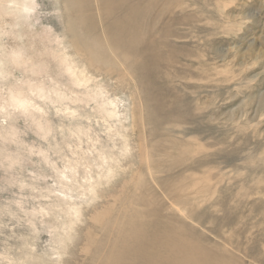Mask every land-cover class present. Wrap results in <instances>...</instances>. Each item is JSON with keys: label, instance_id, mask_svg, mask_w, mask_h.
I'll list each match as a JSON object with an SVG mask.
<instances>
[{"label": "rangeland", "instance_id": "374dc122", "mask_svg": "<svg viewBox=\"0 0 264 264\" xmlns=\"http://www.w3.org/2000/svg\"><path fill=\"white\" fill-rule=\"evenodd\" d=\"M178 1L156 76L94 71L72 55L91 77L83 85L65 69L63 0H29L26 11L0 0V264H109L126 210L168 205L208 209L203 235L217 243L209 225L227 216L244 263L262 264L249 255L264 257V0ZM175 141L188 154L164 158ZM199 158L202 169H189Z\"/></svg>", "mask_w": 264, "mask_h": 264}, {"label": "bare ground", "instance_id": "6f19581e", "mask_svg": "<svg viewBox=\"0 0 264 264\" xmlns=\"http://www.w3.org/2000/svg\"><path fill=\"white\" fill-rule=\"evenodd\" d=\"M28 1L15 0V4L20 11H26L31 7ZM175 1L179 2L178 0H63L65 9L69 10L64 22L68 36L66 42L69 44L73 51V54L67 53L66 51L64 52L65 58L63 59H65V69L67 68V70H69H66V72H71L72 76L76 79H79L81 84L88 85L91 77L87 76L89 75L87 68L83 64L77 66L72 60V55H77L87 62L88 68L91 67L94 69V71H99L100 67H107L110 65L121 67L122 65H127L129 66V68L131 67L134 72L139 73L140 75H142V71L144 70L150 76H156L155 74L159 72L158 67L160 63H166L167 61H170L168 59L170 57H164L161 52V45L162 43L166 42L165 39L167 31L169 30V21L171 20V22H174L173 20L176 21L180 17L182 18V12L179 13L178 11H176L177 13H175L174 10V13H172V11L169 9L172 8L170 4L174 3ZM178 4H181V0ZM178 4L174 5L179 6ZM175 30L176 29H174V31ZM168 38L170 39V37ZM173 46L176 47L175 44ZM166 53L167 52H165V54ZM162 75V77L165 78V73ZM167 75L168 74L166 73L165 79L168 81L169 79ZM153 78L152 80H154ZM79 81H77L78 84H80ZM162 81H159V87L162 86ZM165 84L167 83H164V85ZM153 85L154 83L152 84V86ZM156 86L157 85H155V87ZM154 97L158 100H161L163 98H161L160 95H155ZM159 109H155V111H159ZM171 125L172 126H169L170 129L171 127H173L175 130H177L176 128L180 127V125L178 124V126L176 127H174L176 124ZM170 129H168V131L172 132V130ZM179 130L183 131V129H178L177 131L179 132ZM169 139L172 140V138ZM167 147L169 148L163 149L162 156L164 158L174 159L176 152L180 153L181 156H184V153H186V155L188 154V146L184 143H181L180 141H175L174 143H172V146L169 145ZM251 156L248 155L247 157H244L246 161H250V159H252ZM101 157L103 159V156ZM242 159L244 158L241 157L240 160ZM206 160L205 158H199L197 159L195 166L191 165L192 167L188 168L191 170H198L200 168L202 169V165L206 163ZM156 162L155 164H157ZM228 165L229 163H227V166ZM159 170L158 168H156L155 172L157 173ZM262 173L263 172L261 171L260 175ZM180 180L182 182L181 178ZM181 182L177 183V189L179 190V193H177L178 198H187L188 193L185 192L186 190L188 191V186L182 184ZM202 186H199V188L201 187V190ZM203 188L205 190L206 186L204 185ZM93 189L94 187L91 188V190ZM206 191L207 190L203 192ZM204 194H201V196H204ZM131 200H136L143 207L147 205H145V202H143V198H139L135 194L134 199ZM185 200L186 199H184V202ZM186 202H193L192 205H195V201H189L187 199ZM217 203L218 201L215 199L209 204V207L212 208L216 206ZM204 205L205 203L200 206L203 207ZM168 206L169 207L165 208L168 209L165 210L168 211L167 214L156 209L148 211H146L142 207V209H138L137 206V209L130 208V213H128V210H126V213L130 216V219L127 218V220L123 223L125 224V227L122 226V228L126 229V232L119 235L118 233H115V235L117 234V236L115 238L113 237L114 240L111 242V249H109L110 255L112 254V252H114L115 256L113 254L114 260H110L109 264H245V260L243 259L244 257L243 255H241V250L243 249V253L246 256V252L248 251H244V247H242L241 249L237 245L239 243L237 241L238 239L234 241L231 236L224 235V232L222 230V227H225V225H227L231 221L227 216L223 217L218 222L216 221V223L209 225V228L207 227L210 235H212L214 238L218 239L219 237L222 239L221 243H217L215 241H211L205 235H203L205 233L204 228L206 227L204 212L208 210L204 209L206 205L203 207L205 211H200V209H198L199 211L197 210V212L192 210L187 211L183 206V208H179L177 206L171 207V205ZM200 206L198 208H201ZM76 212L74 211L73 213L75 214ZM186 220L190 222H187ZM194 222L197 223L195 225H198L200 228L203 227L201 231L203 233L198 231L199 228L197 229V226L195 227ZM207 222L212 223L214 221L210 220L209 222L208 220ZM114 227L112 229H114ZM112 232H110V234H112ZM108 236L110 237L111 235L108 234ZM239 245L241 244L239 243ZM227 246L236 248L235 250L240 255L236 256L230 253L226 248ZM255 254H250L249 256L257 260L258 262L261 261L262 264H264V257L260 259V257L257 256L258 254ZM106 259L107 258H105V260Z\"/></svg>", "mask_w": 264, "mask_h": 264}]
</instances>
